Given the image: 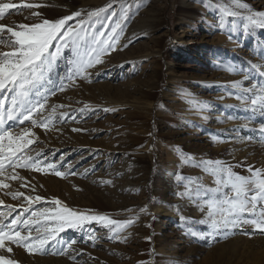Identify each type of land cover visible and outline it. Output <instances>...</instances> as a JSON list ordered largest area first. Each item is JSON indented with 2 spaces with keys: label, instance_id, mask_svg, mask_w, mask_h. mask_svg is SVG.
<instances>
[{
  "label": "rangeland",
  "instance_id": "rangeland-1",
  "mask_svg": "<svg viewBox=\"0 0 264 264\" xmlns=\"http://www.w3.org/2000/svg\"><path fill=\"white\" fill-rule=\"evenodd\" d=\"M0 3L18 6L0 17V24L14 30L84 10L81 17L67 22L74 26L78 19H87V11L111 5L84 25L88 33H107L125 10L127 15L116 50L87 69L88 79L65 80L66 90L49 96L43 116L52 105L65 106L57 109L49 130L31 121L0 125L11 126L14 133L31 128L34 143L26 154L55 163L56 170L65 173L58 177L51 170L17 168L23 180L0 177L10 185L0 189L6 196L0 212H9L5 205L15 207L5 223L28 207L23 197L13 199L8 194L18 191L44 197L24 213V219L32 211L53 207L54 198L73 210L117 220L134 218L119 234L121 239L109 238V230L92 221L82 228L65 229L46 253H28L11 244L12 252L0 248V256L18 264H264V233L244 225L225 230L226 235L210 236L209 225L200 222L207 207L202 211L201 201L179 195L189 179L215 187V177L204 170L208 161H221L244 176L250 175L248 166L264 169V112L259 107L253 110L246 96L237 99L244 89L264 84V28L245 29L248 14L264 13V0ZM225 6L243 15L228 16ZM0 35L5 39L0 51H11L10 34ZM72 59L73 51L64 48L36 90H55L72 68ZM249 61L259 67L252 68ZM238 80L242 87L234 88ZM4 96L10 99L11 93L0 92V98ZM86 104L91 107L85 109ZM105 108L114 110L105 112ZM60 112L68 115L60 119ZM11 171L8 168L7 174ZM17 230L27 231L22 225ZM92 234L95 242L89 239ZM73 240L76 243L66 254H56Z\"/></svg>",
  "mask_w": 264,
  "mask_h": 264
},
{
  "label": "snow or ice",
  "instance_id": "snow-or-ice-1",
  "mask_svg": "<svg viewBox=\"0 0 264 264\" xmlns=\"http://www.w3.org/2000/svg\"><path fill=\"white\" fill-rule=\"evenodd\" d=\"M21 6L41 7L39 4H23ZM17 7L13 3H0V17L7 10ZM108 7L111 5L87 11V19H78L74 26H67V22L73 18L81 17L84 10L73 12L71 15L57 20L43 19L41 22L31 25L21 24L18 25L20 30L0 24V34L5 31L10 34L8 40L11 47V51H0V92L11 93L10 99L8 96L0 98V125H5L8 121L19 120L21 124L31 121L33 126H39L46 131L53 126L57 109L65 106L52 105L51 112L47 117L43 116L42 113L46 110L49 96H55L57 92L65 91L69 86L65 80L75 83L77 77L88 79L90 74L87 69L102 63L101 58L105 54L116 50L120 35L123 33L122 23L127 19L126 10L120 20L111 27V31L107 33L104 31L88 33L84 27L92 18L101 17ZM224 11L228 16L243 15L227 6L224 7ZM34 15H39V13H34ZM246 19L248 21V24L245 25L246 30L249 25H258L264 28V13H250ZM4 42V37L0 35V43ZM53 46L55 47L54 52L51 51ZM64 48H70L74 54V59L70 61L72 68L67 77L61 79L58 87L54 86L55 90L46 89L44 93L39 92L36 90L37 85L45 78V73L61 55ZM248 63L252 68L259 67L251 64V61ZM235 70L239 71L240 69ZM261 75L264 76V73ZM248 78V76L244 77L245 80ZM242 84V80L234 81L233 87L241 88ZM248 93L251 95L248 96ZM245 96L250 101L253 110L259 107L264 112V84H253L250 88L244 89L242 95L237 99H243ZM90 107L88 104L85 105V109ZM113 110L104 109L105 112ZM80 111H84V109ZM67 115V112L59 113L60 119ZM37 116L39 119L35 118ZM72 130L81 131V129L75 128ZM261 132L264 133V125H261ZM34 136L35 133L31 128H23L19 133H14L11 126L0 127V177L6 176L11 180H23L24 178L16 172L17 168H31L40 173H48L51 170L58 177L65 176L64 172L56 170L55 163H46L26 154L25 150L34 143L32 139ZM8 168L12 170L10 174H7ZM204 170L215 177V187H205L197 180L189 179L185 191L179 195L187 196L194 201H201L202 211L204 206L207 207L206 218L200 222L209 225L211 231L208 235L215 236L221 233L226 235L225 230L242 228L244 225H251L254 230L264 233V169H253L252 166H248L247 170L250 175L244 176L234 172L232 166L221 161H208L204 164ZM177 179L184 178L178 176ZM103 183H111V181H103ZM9 187L10 185L4 179H0V189ZM8 194L13 199L23 197L28 205L8 224L5 223V220L15 210V207L5 205L9 212L7 214L0 212V248H6L8 252H12L10 245L15 244L22 246L28 253H46L50 242L57 241V237L65 229L82 228L86 223L92 221L107 228L111 234L109 238L114 236L116 239H121L119 234L134 222V218L117 220L107 214H89L73 210L57 198L51 201L53 207L32 211L31 216L24 219V213L33 204L42 201L44 197L26 196L25 193L19 191ZM3 204L4 201L0 200V205ZM245 214L251 218H247ZM181 219L184 218L181 217ZM21 225L27 229L26 234L17 230ZM32 226H35V235ZM89 239L95 242L97 237L92 234ZM75 243V240L71 241L66 248L57 250L56 254H66ZM71 258L75 259V257ZM0 264H18V262L0 256Z\"/></svg>",
  "mask_w": 264,
  "mask_h": 264
},
{
  "label": "bare ground",
  "instance_id": "bare-ground-1",
  "mask_svg": "<svg viewBox=\"0 0 264 264\" xmlns=\"http://www.w3.org/2000/svg\"><path fill=\"white\" fill-rule=\"evenodd\" d=\"M5 193H3V191H0V200H5L6 196L4 195ZM21 211V210H20Z\"/></svg>",
  "mask_w": 264,
  "mask_h": 264
}]
</instances>
